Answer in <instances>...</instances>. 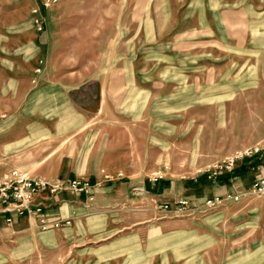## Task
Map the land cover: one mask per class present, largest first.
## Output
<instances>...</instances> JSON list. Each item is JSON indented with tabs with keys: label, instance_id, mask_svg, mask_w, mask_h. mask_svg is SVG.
Wrapping results in <instances>:
<instances>
[{
	"label": "rangeland",
	"instance_id": "374dc122",
	"mask_svg": "<svg viewBox=\"0 0 264 264\" xmlns=\"http://www.w3.org/2000/svg\"><path fill=\"white\" fill-rule=\"evenodd\" d=\"M13 169L90 180L94 200L45 197L73 221L57 231L0 226V264H264V0H0ZM231 193L206 216L164 209Z\"/></svg>",
	"mask_w": 264,
	"mask_h": 264
},
{
	"label": "built area",
	"instance_id": "2783aa9c",
	"mask_svg": "<svg viewBox=\"0 0 264 264\" xmlns=\"http://www.w3.org/2000/svg\"><path fill=\"white\" fill-rule=\"evenodd\" d=\"M50 2L46 5L49 6ZM39 24L40 20H36ZM42 21L40 31H42ZM42 73V70H37ZM257 150L255 153H258ZM254 152H248L247 155H253ZM242 157V156H241ZM220 171L235 169V160H230L225 165L217 168ZM217 174V173H216ZM109 177L107 176V179ZM254 192L264 193V178L257 180L253 185ZM93 186L90 180H72L58 178L57 180L32 179L17 169L0 175V226H11L20 218H34L38 228L42 232L57 231L65 227L72 226L71 220L51 221L48 216L45 197H58L66 192L78 196H85L90 202H93ZM240 194H228L226 198L213 197L208 198L201 203H195L185 198L178 200L174 206L167 204L164 209L174 210L176 213H196L199 216H206L215 212L222 203L240 202Z\"/></svg>",
	"mask_w": 264,
	"mask_h": 264
},
{
	"label": "crops",
	"instance_id": "0c3cea01",
	"mask_svg": "<svg viewBox=\"0 0 264 264\" xmlns=\"http://www.w3.org/2000/svg\"><path fill=\"white\" fill-rule=\"evenodd\" d=\"M213 16V15H212ZM221 18H224L225 19V15H221ZM225 21V20H224ZM222 25V24H221ZM224 27H222V29H221V32H222V36L223 37H225V38H222V41H226L227 42V40H229L228 39V37L230 36V34L233 32V30H234V28H232V26L231 25H229L227 22H224ZM217 31L215 30V34H217L216 33ZM245 34H249V31L247 32V33H245ZM219 40L216 38L215 39V42H218ZM147 188V187H146ZM150 188V187H149ZM167 188H168V184L167 183H163L162 185H160V188L156 191V193H155V198H156V200H158V199H160V200H168V199H172L173 197L172 196H168L167 195ZM137 191V190H136ZM136 191H134V193L136 192ZM78 196V195H77ZM79 197H81V196H79ZM84 197V196H83ZM71 200H72V202L74 203V205H72L71 204V212H72V214L74 215H78V214H81L83 211H82V207L81 206H78L77 204H75V202L76 203H79L78 201H79V199H78V197H76L75 195H71L70 197H69ZM84 198H86V197H84ZM50 201H48V202H46L45 204H46V206H47V204L49 205V206H47V208L48 207H54L53 208V210H48V212H47V216H48V218L51 220V221H65V220H63L62 218H61V213H60V211H59V206H55V205H57L58 203L55 201V199H49ZM88 200V199H87ZM44 201H46V199L44 200ZM68 220H71L72 221V219H68ZM29 220L28 219H25V218H20V219H17L16 220V223H18V225L20 226V225H23V224H26L27 222H28ZM72 225H73V221H72ZM66 228V227H65Z\"/></svg>",
	"mask_w": 264,
	"mask_h": 264
}]
</instances>
